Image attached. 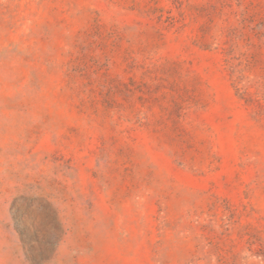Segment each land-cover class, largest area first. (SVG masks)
<instances>
[{
  "label": "rangeland",
  "instance_id": "rangeland-1",
  "mask_svg": "<svg viewBox=\"0 0 264 264\" xmlns=\"http://www.w3.org/2000/svg\"><path fill=\"white\" fill-rule=\"evenodd\" d=\"M0 264H264V0H0Z\"/></svg>",
  "mask_w": 264,
  "mask_h": 264
}]
</instances>
